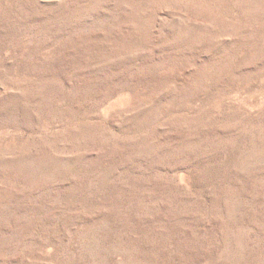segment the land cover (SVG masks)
Here are the masks:
<instances>
[{
	"label": "rangeland",
	"instance_id": "obj_1",
	"mask_svg": "<svg viewBox=\"0 0 264 264\" xmlns=\"http://www.w3.org/2000/svg\"><path fill=\"white\" fill-rule=\"evenodd\" d=\"M0 264H264V0H0Z\"/></svg>",
	"mask_w": 264,
	"mask_h": 264
}]
</instances>
